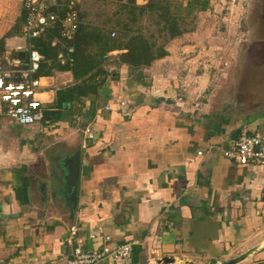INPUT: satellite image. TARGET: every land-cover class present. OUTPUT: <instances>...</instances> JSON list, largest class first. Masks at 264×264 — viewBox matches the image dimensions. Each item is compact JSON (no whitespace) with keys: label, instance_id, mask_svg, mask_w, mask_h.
<instances>
[{"label":"crops","instance_id":"1","mask_svg":"<svg viewBox=\"0 0 264 264\" xmlns=\"http://www.w3.org/2000/svg\"><path fill=\"white\" fill-rule=\"evenodd\" d=\"M20 2L0 0V38ZM166 66L153 62L141 84L121 67L97 97L30 130L0 119V264H65L73 250L93 248L90 234L132 245L128 260L99 264H224L251 249L237 264H264V165L222 155L241 130L264 134V104L192 102L172 80L181 67L169 75ZM52 72L43 105L73 83L69 72Z\"/></svg>","mask_w":264,"mask_h":264},{"label":"rangeland","instance_id":"2","mask_svg":"<svg viewBox=\"0 0 264 264\" xmlns=\"http://www.w3.org/2000/svg\"><path fill=\"white\" fill-rule=\"evenodd\" d=\"M75 3L83 20L94 24L105 22V27L115 33L112 25L120 3L114 0H75ZM208 6L205 12L182 16L186 32L164 44L167 57L158 60L159 63L165 62L170 67L169 75L176 70L174 65L181 67L182 74L176 71L174 79L179 78L172 80L187 89L180 91L192 102L207 99L215 101V106L224 102L228 107L232 102L264 104V0H208ZM141 27L148 30L146 35L153 31L146 18ZM160 42L157 39V44ZM215 106L209 110H215ZM38 124L21 129L30 130Z\"/></svg>","mask_w":264,"mask_h":264},{"label":"trees","instance_id":"3","mask_svg":"<svg viewBox=\"0 0 264 264\" xmlns=\"http://www.w3.org/2000/svg\"><path fill=\"white\" fill-rule=\"evenodd\" d=\"M114 1L120 3L116 11L117 18L112 25L116 33L114 38L110 37L114 31L105 27V22L94 24L83 20L75 6L78 23L72 40L66 42L73 49L72 63L66 67L56 63L55 54L58 49L49 47L50 36L33 41L34 49L43 58L38 75L50 76L53 70L66 71L73 79L72 84L55 91L50 104L41 106L40 122L57 120L63 110L80 98L97 97L105 79L113 73L117 75V69L121 67L127 71L129 81L141 84L143 71L167 55L164 44L186 32L182 16L205 12L209 7L208 0H185L184 4H174L169 0H147L142 6L134 5L131 0ZM144 18L153 27L148 35L147 29L141 27ZM21 26L20 12L16 23L0 38V54L4 38L18 32ZM157 39L161 40L159 44Z\"/></svg>","mask_w":264,"mask_h":264},{"label":"built area","instance_id":"4","mask_svg":"<svg viewBox=\"0 0 264 264\" xmlns=\"http://www.w3.org/2000/svg\"><path fill=\"white\" fill-rule=\"evenodd\" d=\"M131 1L137 6L147 2ZM75 6V0H21L22 26L18 32L4 38L0 54V119L18 127L42 120L40 91L46 86L48 76L38 75L43 58L34 49L33 41L50 36L49 47L58 49L55 54L58 66L70 65L73 49L66 42L72 40L77 28ZM110 37H114L113 32ZM123 105L119 103L120 107ZM85 134L92 139L88 130ZM222 155L239 165H264V134L241 130L232 150ZM89 238L95 243L93 248L85 252L73 250L65 264H99L104 259L125 261L131 256L130 243L110 245L108 236L98 238L95 234H90Z\"/></svg>","mask_w":264,"mask_h":264},{"label":"water","instance_id":"5","mask_svg":"<svg viewBox=\"0 0 264 264\" xmlns=\"http://www.w3.org/2000/svg\"><path fill=\"white\" fill-rule=\"evenodd\" d=\"M78 165H79V156L78 153H75L71 158L68 160V196H67V203L69 209L71 211L74 210L76 204V190H77V175H78ZM255 249L248 250L239 256L230 259L228 262L224 264H237L238 262L242 261L250 254L254 253ZM172 259L169 258H162L159 260L158 264H170L172 263Z\"/></svg>","mask_w":264,"mask_h":264},{"label":"flooded vegetation","instance_id":"6","mask_svg":"<svg viewBox=\"0 0 264 264\" xmlns=\"http://www.w3.org/2000/svg\"><path fill=\"white\" fill-rule=\"evenodd\" d=\"M262 18L264 19V6H263V14H262Z\"/></svg>","mask_w":264,"mask_h":264}]
</instances>
